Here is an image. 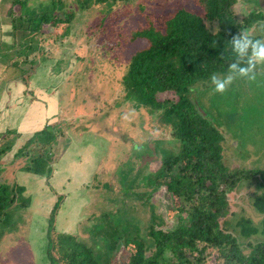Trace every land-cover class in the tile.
Segmentation results:
<instances>
[{"label": "rangeland", "instance_id": "374dc122", "mask_svg": "<svg viewBox=\"0 0 264 264\" xmlns=\"http://www.w3.org/2000/svg\"><path fill=\"white\" fill-rule=\"evenodd\" d=\"M24 1L30 7L63 4L72 12V22L44 25L39 33L28 30L25 43L30 47L22 44L21 48L19 35L10 34L8 17L10 10L19 15L20 5L0 0V151L8 144L12 148L0 155V186L18 184L26 189L23 196L31 198L30 206L18 211L14 231L0 236V264H54L47 254L48 220L62 197L55 240L71 234L79 243L107 252L102 234H96L98 224H104L122 235L111 254L112 264L128 260L132 246H126L125 239L144 240L151 248L148 256L154 249L149 244L151 228L174 230L186 217L175 212L178 199L174 193L151 183L157 181L164 151L177 154L180 149L171 127L126 98L123 76L131 57L148 46L136 33L151 26L164 29L167 16L181 8L202 14V6L198 0H109L78 9L81 0ZM262 5L264 0H239L234 11L243 19ZM261 31L264 42L261 28L245 33ZM14 43L16 50L9 49ZM6 52L9 55L2 59ZM259 54L256 58L261 62L250 71L239 76L216 74L205 86L199 83L196 87L201 104L220 126L226 142L229 140L225 165L233 169L254 163L264 167V51ZM16 58L21 61L20 74L19 68H11ZM38 93L40 99L51 95L55 106L58 103L38 126L41 131L48 128V135L54 133L56 140L44 145L36 135L37 144L17 159V149L27 138L35 137L25 132L28 128L21 129V123ZM157 98L175 101L176 95L161 93ZM10 131L16 134H7ZM43 153L49 159L50 173H19ZM256 181L228 195L229 215L221 220L223 227L236 230L246 255L264 241L262 233L241 235L236 225L242 219L259 225L264 216L254 205L262 192ZM204 257L200 264L223 262L216 258V249L208 250Z\"/></svg>", "mask_w": 264, "mask_h": 264}, {"label": "trees", "instance_id": "16d2710c", "mask_svg": "<svg viewBox=\"0 0 264 264\" xmlns=\"http://www.w3.org/2000/svg\"><path fill=\"white\" fill-rule=\"evenodd\" d=\"M108 1L81 0L78 9ZM238 1L198 0L202 14L181 8L167 16L164 29L151 26L136 33V37L148 41V46L137 51L127 64L123 76L126 98L140 108H148L151 114L171 127L180 151L177 154L164 151L157 181L151 183L165 186L169 194L174 193L178 199L175 212L185 213L186 217H181L182 223L174 230L151 228L149 244L154 249L148 256L147 250L151 248L144 240L125 239L132 251L128 260L121 264H200L211 249H216V258L223 260L222 264H264V241L252 246L249 255L243 254L236 230L230 231L221 222L229 215L228 195L255 178L256 187L262 192L254 205L264 214V167L254 163L251 167L233 169L225 165L229 140L226 142L220 126L205 110L196 91L199 83L205 86L216 74L239 76L261 62L256 57H261L259 53L264 51L263 32H245L253 28L264 30V5L257 10L251 9L239 19L234 11ZM16 4L20 5L19 15L10 10L8 17L12 27L10 34L19 35L20 47L22 44L24 48L30 47L25 43L28 30L39 33L44 25L56 27L72 22V12H67L63 4L30 7L24 0H14L13 6ZM8 48L16 50L17 45L14 43ZM15 53L21 55L18 50ZM8 55V52L1 55L2 59ZM20 62L16 58L11 63V68L20 69L19 74L23 71ZM161 93H173L176 100L160 101L157 97ZM47 130L33 133L35 137L27 138L14 157L23 158V152L27 153L37 144L36 135L44 145L52 144L55 135H48ZM8 149H12L9 144L0 155L7 154ZM44 153L36 158L39 162L33 160L24 170L40 176L45 170L50 173L49 159ZM25 190L18 184L0 186V236L5 231H14L19 223L18 211L30 206L31 198L23 196ZM63 199L58 198L48 220L49 261L54 264H112L111 254L122 237L117 229L108 230L104 224L96 227V234H102L108 246L107 252H98L97 246L79 243L71 234H62L58 241L55 240V225ZM236 225L246 237L254 233L264 236V216L259 225H254L251 219H242Z\"/></svg>", "mask_w": 264, "mask_h": 264}, {"label": "crops", "instance_id": "0c3cea01", "mask_svg": "<svg viewBox=\"0 0 264 264\" xmlns=\"http://www.w3.org/2000/svg\"><path fill=\"white\" fill-rule=\"evenodd\" d=\"M10 24H11V22H10ZM11 31H12V29H11ZM39 94L40 93H38L36 96H34L33 101H32L33 103L31 102V107L28 111L27 116L25 117L26 119L24 120V122L22 121V123H21V124H23V125H21L22 126L21 129L22 128H28V129H25V132H27V134L41 131L40 130L41 127H38V126L40 124L43 125L42 122L43 123L45 122V120L48 118V115L50 113H51V115L53 114L52 111H54L58 105V103L56 102V106H55L54 99L51 95H48L49 97L42 100V99H40ZM23 172H24V174H21ZM19 173L22 176H25L31 172L19 170ZM20 174H19V176H20ZM31 174H33V173H31Z\"/></svg>", "mask_w": 264, "mask_h": 264}]
</instances>
